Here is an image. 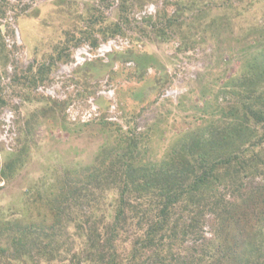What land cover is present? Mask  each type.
Listing matches in <instances>:
<instances>
[{"label": "rangeland", "instance_id": "1", "mask_svg": "<svg viewBox=\"0 0 264 264\" xmlns=\"http://www.w3.org/2000/svg\"><path fill=\"white\" fill-rule=\"evenodd\" d=\"M81 45L94 56L68 67ZM260 51L264 0H0V244L1 222L36 213L34 187L93 162L107 139L133 133L160 160L220 117L222 91ZM210 218L195 245L212 239ZM258 233L244 236L241 263L251 243L264 248Z\"/></svg>", "mask_w": 264, "mask_h": 264}, {"label": "trees", "instance_id": "2", "mask_svg": "<svg viewBox=\"0 0 264 264\" xmlns=\"http://www.w3.org/2000/svg\"><path fill=\"white\" fill-rule=\"evenodd\" d=\"M245 68L222 91L221 116L182 134L160 160L124 134L93 162L34 187L36 213L1 222L0 263L260 264L261 245L240 256L244 236L264 233V181H245L264 173V51ZM206 215L213 237L198 246Z\"/></svg>", "mask_w": 264, "mask_h": 264}, {"label": "built area", "instance_id": "3", "mask_svg": "<svg viewBox=\"0 0 264 264\" xmlns=\"http://www.w3.org/2000/svg\"><path fill=\"white\" fill-rule=\"evenodd\" d=\"M110 48H111L110 43H103L98 47L97 52L99 55H103L108 50H110ZM93 56L94 53L91 51V49H89V47H87L86 45L78 46L74 50V53L72 55V60L70 61L68 67H75Z\"/></svg>", "mask_w": 264, "mask_h": 264}]
</instances>
